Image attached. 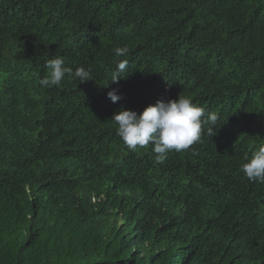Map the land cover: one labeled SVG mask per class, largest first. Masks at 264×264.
I'll return each instance as SVG.
<instances>
[{"label": "trees", "instance_id": "obj_1", "mask_svg": "<svg viewBox=\"0 0 264 264\" xmlns=\"http://www.w3.org/2000/svg\"><path fill=\"white\" fill-rule=\"evenodd\" d=\"M57 54L93 80L41 86ZM179 95L215 135L122 143L115 113ZM261 145L264 0H0V264H264Z\"/></svg>", "mask_w": 264, "mask_h": 264}, {"label": "clouds", "instance_id": "obj_2", "mask_svg": "<svg viewBox=\"0 0 264 264\" xmlns=\"http://www.w3.org/2000/svg\"><path fill=\"white\" fill-rule=\"evenodd\" d=\"M116 57H126L129 49L117 47ZM48 59L45 63L47 75L40 80V85L46 88L59 87L66 76L81 82L93 80L91 69L66 66L61 55ZM128 68V60L116 61V74L112 82L118 81V76H124ZM113 103L122 99L116 90L108 92ZM111 119L115 121L116 134L122 143L130 150L144 149L151 145L155 154V162L164 164L170 152L187 151L202 139V132L209 137L215 135L216 114H205L202 107L193 103L190 98L179 95L178 99L165 101L158 99L141 112L123 109L115 113ZM205 125L207 128L205 129ZM240 171L250 182L264 184V145L259 146L240 166Z\"/></svg>", "mask_w": 264, "mask_h": 264}]
</instances>
